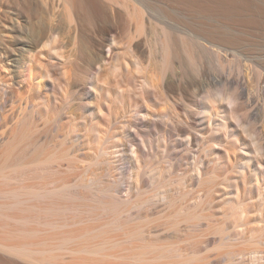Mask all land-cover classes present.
I'll use <instances>...</instances> for the list:
<instances>
[{
    "label": "bare ground",
    "instance_id": "1",
    "mask_svg": "<svg viewBox=\"0 0 264 264\" xmlns=\"http://www.w3.org/2000/svg\"><path fill=\"white\" fill-rule=\"evenodd\" d=\"M0 264H264V0H0Z\"/></svg>",
    "mask_w": 264,
    "mask_h": 264
},
{
    "label": "rangeland",
    "instance_id": "2",
    "mask_svg": "<svg viewBox=\"0 0 264 264\" xmlns=\"http://www.w3.org/2000/svg\"><path fill=\"white\" fill-rule=\"evenodd\" d=\"M77 113H78V116L80 115V114H82V111L81 110H75Z\"/></svg>",
    "mask_w": 264,
    "mask_h": 264
}]
</instances>
